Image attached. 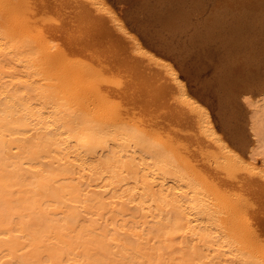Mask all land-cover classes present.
I'll return each instance as SVG.
<instances>
[{
  "label": "bare ground",
  "instance_id": "1",
  "mask_svg": "<svg viewBox=\"0 0 264 264\" xmlns=\"http://www.w3.org/2000/svg\"><path fill=\"white\" fill-rule=\"evenodd\" d=\"M97 1L90 0V8L85 3L88 6L83 9L93 10V21L81 9L84 4L77 3L90 26L88 20L84 26L75 12L70 20L77 16L74 21L80 19L84 28L81 22L62 20L55 7L56 11L50 10L42 0H0V264H264V249L251 235L258 223L242 220L237 200L231 198L235 186L226 190L227 184L223 189L215 178L221 171L211 164L210 169L205 160L197 162L194 155L189 158L190 151L182 144L194 150L195 136L200 134L209 143H221V154L217 153L225 166L219 165L224 169L232 165L231 171L241 173L240 178L256 188L260 182L264 198V169L259 168V160L232 154L216 135L219 130L207 109L182 89L185 85L173 63L162 58L161 63L159 56L141 51L139 37L135 41L125 31L127 26L121 25V13L114 5ZM117 2H131L128 15L143 36L196 85L195 92L213 107L217 123L239 148L250 154L262 146L264 0ZM63 7L66 13L69 8ZM46 9L49 14L42 15L46 22L42 23ZM95 21L100 25L96 31L91 27ZM101 22L106 33L119 34L130 55L142 53L138 66L149 60L153 66H146L154 74L153 84L171 88L164 92L159 85L163 95L169 97L171 92L172 99L180 102L182 114L200 119L201 133L193 124L198 136L191 124L184 125L189 135L196 131L190 135L195 147L189 135L187 142L182 138L179 144L169 122L161 128L155 121L163 115L154 101L161 90L154 95L155 86L149 85L153 91L145 88L152 84V78L147 79L150 75L134 80L136 71L130 75L127 70L125 76L112 69L103 78L105 66L96 56L105 58L118 51L107 42L106 47L115 50L104 47L108 52L101 53L105 51L99 49L102 41L94 37L103 36V31L98 32ZM86 25L98 33L92 38L99 48L92 38L90 42L87 31L91 29ZM145 67L135 69L136 74L143 68L149 72ZM139 79L144 83L147 79L148 84L140 85ZM161 94L160 98L166 97ZM183 120L177 124H184ZM211 143L208 147L213 151Z\"/></svg>",
  "mask_w": 264,
  "mask_h": 264
},
{
  "label": "rangeland",
  "instance_id": "2",
  "mask_svg": "<svg viewBox=\"0 0 264 264\" xmlns=\"http://www.w3.org/2000/svg\"><path fill=\"white\" fill-rule=\"evenodd\" d=\"M43 1L44 0H42V5L43 6H45L47 3L49 4V5H46V6H49V9L51 10L52 8L51 7H53V9L52 10H57V12H59L61 15H62V17H64L62 20H64L65 22H70L71 20H70V18L72 19V15H74L73 13L75 12V14L78 16V18H81L84 14H86L87 13V11L89 12V9L87 10V8L85 7V9H86V11H84L83 9H84V6L86 5L85 3H87L88 5H89V3L88 2H90V0L88 1L87 0V2H85L84 0L82 1V2H84V3H82L81 2V0L80 1H78V2H81V5L82 4H84V5H82V10L84 11V14H83V11H82V14L80 13L81 12V9H79L78 10V5L80 4H78L77 5V3L78 2H72V0H45L44 1V4H43ZM51 1V2H50ZM60 1H62V2H60ZM74 1H76V0H74ZM92 1H94V0H92ZM95 1H97V0H95ZM101 2H103L104 0H100ZM99 0L97 1L98 3L100 2ZM107 1V0H106ZM105 1V2H106ZM54 2V3H53ZM117 0H114V3H113V0H108L107 1V4H111V6H113L114 5V7H115V9H116V11H118V12H120L121 13V16H122V21L120 22L121 23V25H123V26H127L126 27V32L129 34V36L130 37H132V39H133V37L135 38L134 40L135 41H137V38H138V40H139V42L137 41V43H138V45H139V43H141V47H139V49L141 50V51H143V52H145L146 50H149V53H151L152 52V54L151 55H157L156 57L158 58V56H159V59H157L159 62H161V58L164 60H166V62H168L169 61V63H173V66H174V69H175V71H176V69H177V71L176 72H179V73H177V77L179 78V80L180 81H183V82H185V83H183V82H181V84L182 85H185L184 86V88L182 87V89H184V91H185V89H187V96H189V98H192L193 100H196V101H198L201 105H202V107L204 108L205 107V110L206 111H208V113H209V115H210V118H211V120H212V123L214 124V125H216V135L218 134V138H219V140L221 141V138L223 139L221 142L223 143L224 141V143L223 144H225L226 146H227V148L229 149V151L231 152H233V153H236L238 156H240V154H242L243 155V158L244 159H247L248 157L250 158V157H254V158H256L257 159V161H258V164L260 165H258L259 166V168L261 167L262 169H264V141H263V144H262V146H260L261 144V142L260 143H257L256 144V146H260V147H256V149H255V147H254V151L252 152L251 150V152H250V154H249V152H247V150H243V149H241V148H239L240 147V145H238L237 143H235V141L234 140H232V138L229 136V134L227 133V132H225V131H223L222 130V127H221V125L219 126V124L217 123L218 121L216 120L217 119V117H216V111H214L213 110V107L204 99H202L201 97H199V94L197 93V92H195V89H196V85L188 78V77H186L185 75H184V73H183V71L181 70V68L178 66L177 67V65H174V62L173 61H171L170 60V58L167 56V54H165V52L164 51H161V50H158L157 48H155L151 43H150V41L148 40V39H146V37H144L143 36V34L141 33V30H139V28L135 25V21L133 20V18L131 19L130 17H129V9H130V4H131V2L129 3H121V2H117ZM51 3H53L54 4V6L51 4ZM56 3V4H55ZM65 3H67V4H65ZM93 3V2H92ZM91 3V4H92ZM76 4V5H75ZM91 4L88 6V5H86V6H88V8H90V6H91ZM103 5L105 4V5H107L106 3H102ZM52 5V6H51ZM56 5V6H55ZM61 5H62V7H61ZM63 5L64 6H68V8H69V6H71V5H73V6H71L68 10H67V12L65 13V8L63 7ZM80 5V6H81ZM59 6V7H58ZM75 6V8H73ZM94 5H92V8H94V10H96L95 8V6L93 7ZM109 7H111L110 5H108ZM108 6H106V7H108ZM54 7H55V9H54ZM101 7H103V6H101ZM105 7V6H104ZM105 7V8H106ZM108 7V8H109ZM44 8H46V7H44ZM64 9L63 11H61L62 9ZM80 8V7H79ZM122 8H123V10H122ZM59 9H60V11H59ZM71 9H74V10H72L73 12H70L71 11ZM126 9V10H125ZM55 10V11H56ZM46 11V12H45ZM44 11V13L42 12L41 13V17L43 18V19H41V20H44V17L42 16V15H44L45 17L46 16H48V14H47V11H49V10H45ZM62 12H64V13H62ZM104 12V11H103ZM68 13V14H67ZM70 13V14H69ZM90 13V14H89ZM89 13H87V15H89V17L87 16V15H85L87 18V20H88V18L90 19V21H91V19H92V21L93 20H95V18H94V16H93V10H91ZM127 13V14H126ZM46 14V15H45ZM64 14H67V16L65 15L64 16ZM95 14V13H94ZM25 15H27V13L26 12H24V16ZM125 15V16H124ZM77 16H75V17H73V20L71 21V22H73V23H76V24H78V22H79V24H80V22H81V25H79V26H81V27H84L85 26V22L87 21H85L84 20V16L81 18L82 19V21L84 20V26H83V22L79 19V21L78 20H75V21H78V22H75L74 21V19H78L77 18ZM105 16V15H104ZM40 17V18H41ZM93 17V18H92ZM67 18V19H66ZM125 19H127V21L125 20ZM97 20V19H96ZM64 21L63 22H61V23H64ZM89 20L87 21L88 23H87V25H89L90 26V22ZM100 20L98 19L97 20V22L100 24V22H99ZM126 21V22H125ZM129 21V22H128ZM90 22V23H89ZM96 22V21H95ZM97 22L95 23V25L93 26V23H92V25H91V27H93L92 29H95V31H96V26H100L99 24L98 25H96L97 24ZM125 22V23H124ZM131 22V23H130ZM42 23H46L45 22V20L42 22ZM123 23V24H122ZM126 23H127V25H126ZM101 24H102V22H101ZM125 24V25H124ZM87 25H86V29H91V28H87ZM103 26V27H102ZM80 27V28H81ZM85 28V27H84ZM84 28H81V30L83 31H79L80 33H85L84 34V37H85V35H86V32L84 31ZM102 28H104V30H102ZM129 28V29H128ZM132 28V29H131ZM85 29V30H86ZM91 29V32L89 31V33H88V31H87V35H89V36H91L90 38H89V40H90V42H91V38H92V36H94V35H98V33L97 32H92L93 30ZM106 28H105V26L102 24L101 25V28L99 27L98 28V32H102L103 31V33L101 34V32L99 33V34H101V35H103V36H100V35H98L99 36V40H98V36H94L95 38L97 37V41L99 42L100 41V39H101V41L102 42H100V44H102V46L97 42V44H98V46L100 47H98L95 43H94V41L96 42V40H94L93 41V39H95V38H92V42L95 44H93L94 46H96V48L98 47L99 49H104V47H106L107 46V42L108 43H110V46H113L114 48H117V51H118V53H116V51L115 52H113L114 54L116 53V54H118L117 55V57H116V55H114L113 53L111 54L110 53V55H108V53H107V55L105 54V52H108V51H106L105 49L107 48V50H115V49H113L112 47L110 48V49H108L109 48V46L108 47H106L104 50L105 51H101V53L103 52L104 53V55H106L107 57H105V58H103L104 56H102L101 55V53H100V50L98 51V50H96V48H95V51H98L100 54H98V55H101V56H96V60H99V59H101V61L103 62V65L105 66L104 68V70L103 71H101V75L103 76V78H105V77H107V75L108 74H110L113 70L112 69H114V71L117 73H119L120 71L122 72V74H124L125 73V76L127 75L126 73H128L129 71H130V75H132V72H133V75H134V72L136 71L137 72V70H135V69H138V68H133V66L134 67H136V66H138L139 65V56H140V53L139 52H133L136 56H134L133 55V53H131V55H130V51H129V49H128V46H126L125 45V43H123L121 40H119L120 38H119V34H117L116 35V33H112V34H108V33H106V30H105ZM125 29V28H124ZM127 30H130V31H127ZM105 31V32H104ZM131 32V33H130ZM133 32V33H132ZM92 33H93V35H92ZM104 33H105V35H104ZM137 35H135V34ZM132 34H134L135 36H133ZM107 35V36H106ZM116 36L118 37V39H116ZM102 37V38H101ZM104 37V38H103ZM106 37H108L109 39H107ZM114 39H113V38ZM81 38V37H80ZM83 39V38H82ZM145 40V41H144ZM59 41H61V40H59ZM121 41V42H120ZM124 41V40H123ZM127 41V40H126ZM128 42H129V39H128ZM145 42H146V44H145ZM59 43V42H58ZM62 43V42H61ZM60 44V43H59ZM91 44V43H90ZM92 45V44H91ZM90 45V46H91ZM91 46V49L92 48H94V46ZM123 45V46H122ZM125 45V46H124ZM142 46H144V47H146V48H144V47H142ZM102 47V48H101ZM125 47V48H124ZM130 48V47H129ZM141 48H143V49H141ZM102 49V50H103ZM119 49V50H118ZM120 49H122V50H120ZM126 49V50H125ZM111 50H110V52H111ZM93 51H94V49H93ZM97 52V53H98ZM147 53V55L149 54L148 53V51L146 52ZM94 54H95V52H94ZM142 54V53H141ZM114 55V57H116V58H114L113 57V59H112V56ZM121 55V56H120ZM128 55V58L126 57ZM151 55H150V57H151ZM153 55V57L155 58V56ZM102 57V58H101ZM111 57V58H110ZM125 57V58H124ZM153 57H151V58H153ZM94 58V57H93ZM98 58V59H97ZM121 58V59H120ZM136 58V59H135ZM153 58V59H154ZM144 59V58H143ZM116 60V61H115ZM131 61L130 63H129V65H127L128 67L130 66V64L131 63H133V64H131V65H133V66H131V68L129 67H127V66H125L123 63L125 62V61H127V62H129V61ZM138 60V61H137ZM146 60V59H145ZM142 61V63L141 64H143L142 66L143 67H145L146 65H148L149 63L147 62V61H149V60H146V61ZM164 60V61H165ZM101 61H100V63H101ZM124 61V62H123ZM135 61V62H134ZM136 61H137V64H136ZM141 62V61H140ZM145 62V63H144ZM106 63V64H105ZM162 63V62H161ZM118 64H119V66H118ZM145 64V65H144ZM108 65V66H107ZM115 65V66H114ZM151 65V67H150V69L152 68V64L150 63L149 64V66ZM113 66V68H111ZM125 67V68H127V69H124V68H122V67ZM141 65L140 66H138V67H140L138 70H141L142 67ZM149 66H146L145 68L146 69H148L149 70ZM121 67V68H120ZM108 69V70H107ZM109 69H110V71H109ZM119 71H118V70ZM123 69V70H122ZM107 70V71H106ZM127 70H129L128 72H125V71H127ZM134 70V71H133ZM145 69L143 68V70L142 71H139L138 72V75L136 74V72H135V77L133 76V78H134V80L136 79H138L140 76H141V79H142V77H144V78H147L149 75L150 76H153L152 75V73H151V71L149 70V72H147L146 70L144 71ZM106 71V72H105ZM109 72V73H108ZM120 72V73H121ZM141 72V74H143V76L141 75V74H139ZM102 73H105L106 75H104V74H102ZM147 74H148V76H147ZM183 74V75H182ZM136 75H137V78H136ZM147 77H146V76ZM105 76V77H104ZM148 77L147 79L149 80V78H152V82L151 81H149V82H151L152 84H148V82H147V79L146 80H144L145 81V83H147L148 85L145 87V88H148V86L150 85L151 86V88L152 87H154L155 85L153 84L154 82H153V78H154V76L153 77ZM132 79V78H131ZM188 79V80H187ZM140 80V79H139ZM140 81H142V80H140ZM135 82V81H134ZM133 82V83H134ZM143 82V81H142ZM142 82H140V85H144L145 83L143 82V84H141ZM160 83V82H159ZM158 83V84H159ZM191 86H190V85ZM146 85V84H145ZM153 85V86H152ZM160 86H162L161 84H159ZM155 86L156 88H157V90L155 89V87L153 88V89H155V92H154V95H157L156 93H158V92H156V91H158V89H159V91L161 90V87L160 86ZM150 86H149V89L150 90H152L153 91V89H151L150 88ZM193 86V87H192ZM160 87V88H159ZM187 87V88H186ZM140 88H141V86H140ZM143 88V87H142ZM165 90H164V89ZM192 88V89H191ZM168 89V90H167ZM162 90H164V92H166V91H171V88H165V87H163L162 86ZM161 90V92H162V94H161V92H159L161 95H163L164 93H163V91ZM194 91V92H193ZM186 92V91H185ZM190 92H193V94H195L194 96H192V93L190 94ZM153 92H151V94H152ZM160 94H158L157 96V98H155L154 96V98H155V100L154 101H158V104H156V105H158L159 107H160V109L158 108L157 110L159 111V113L158 114H163L162 116H164V114H165V117L166 118H168L167 120L168 121H164V120H166V118L164 119V117L162 118V116H159V117H157V118H155V121L157 122H159L160 123V125L161 124H163L164 126H165V124H166V122L168 123L169 122V128L171 127L172 128V130H171V128H170V130L172 131V134L174 133H176L175 135H174V137H176V139L177 140H179L178 141V143L180 144V143H182L181 141L182 140H185V137H187V135H189V133H190V129L188 128V127H185L184 125H186V126H189L190 127V124H191V128H194L193 130H196V128L197 129H199L198 131H200V133H201V130H200V128H201V121H198L197 122V120H200L198 117H193V119H192V117L191 116H187L188 115V113L187 112H184L183 111V114H184V116H183V114H182V110H180V108H181V104H180V102H176L174 99H172V95H170V94H172L171 92H167V94H169V97H167V95H166V93H165V95H166V97L164 98L163 96H165V95H163L162 97L163 98H160L159 96H160ZM153 95V94H152ZM167 98H169V102L167 101L168 99ZM207 99V98H206ZM201 101V102H200ZM204 102H205V104H204ZM157 103V102H156ZM159 104H161V105H159ZM162 104L163 105H165V107L162 109ZM208 104H209V106H208ZM157 106V107H158ZM171 106V109H172V111H170V109L169 110H167L169 107ZM211 106V107H210ZM206 107H208V108H206ZM175 108H176V110H175ZM165 109V110H164ZM177 109H178V112L179 111H181V112H179L180 113V115L182 114V116L183 117H181L180 118V116H178L179 114H177ZM209 109V110H208ZM212 109V110H211ZM163 110V111H162ZM175 110V112H173ZM166 111H168L167 112V114L169 115V116H171V117H168V115H166ZM169 112H173L172 114H170ZM186 113V114H185ZM177 114V115H176ZM176 115V116H175ZM185 116H187V117H185ZM161 117V118H160ZM185 117V118H184ZM189 117V118H188ZM159 118H160V120H159ZM174 118L176 119V122H175V120H174ZM177 118H179V119H177ZM190 118H191V120H190ZM194 118H196V121H194ZM162 119H164V120H162ZM183 119H186L185 120V123L183 124V123H181V122H183L184 120ZM171 120H173V122L171 121ZM181 120H183V121H181ZM154 122V118L151 120L150 119V121L148 120V124L149 125H151V122ZM178 121H181L179 124H177L178 123ZM187 121V122H186ZM194 121V122H193ZM153 122H152V124H153ZM155 122V123H156ZM170 122H171V124H170ZM191 122V123H190ZM154 123V124H155ZM158 123V124H159ZM176 123V124H175ZM187 123H188V125H187ZM196 124V126H200L199 128L198 127H196L195 125H193V124ZM200 125H199V124ZM182 124V125H181ZM198 124V125H197ZM163 125H161L160 127L162 128V126ZM166 125H168V124H166ZM175 125V126H174ZM163 126V127H164ZM194 126V127H193ZM196 127V128H195ZM168 128V129H169ZM151 129V128H150ZM155 129V128H154ZM167 129V128H166ZM153 130V129H152ZM193 130L191 131V134L190 135H193L194 134V132H196V131H194L193 132ZM198 131L196 132V134L198 133ZM193 132V133H192ZM190 135H189V137H187L188 139H189V141H191L192 143L194 142V143H196L197 142V144L198 145H196L197 146V148H195L196 149V152L193 150V149H191L192 150V153H190L191 152V150H190V148H189V146L187 145V143H186V145L184 146V144H182L183 145V147H186L187 148V150H189L188 152H189V154H187V155H189V158L191 157V156H195L194 158H196V161L198 162L199 161V163L200 162H202V160H205L207 163L208 162H210V163H208V165L210 166V169L212 168V166H213V168L212 169H215V171L217 170V172L218 171H221L220 173H217V175L215 176V178H217V179H220V181L223 183V189H225V187H226V185L228 184V187L226 188V190H228L229 189V187H232L233 185L235 186V188H234V190L232 189L231 191L232 192H230L231 193V198H232V201L234 202L235 200H237L236 202V204H237V206H238V210H239V212L241 213V218H242V220L244 221V223L246 224L247 222L249 223V222H256V223H258V226H257V228L255 229V227L254 228H252V230H251V235H253V234H255V235H253V241L254 242H256V243H259V244H257V245H261L262 246V248L264 249V246H263V244H264V198H263V195L262 194H260V189L262 188V186H259V184H260V182H257L256 184H257V188H256V186L254 187L253 186V184L252 185H250V182L248 183V182H245V181H243L241 178H240V175H241V173H239L240 171V169L238 168L237 169V171H238V173H239V175L237 174V173H235V171L233 170V171H231L232 169H230V168H232V165H230L229 166V168H228V166L226 165V167L227 168H222V166L221 165H219V162H220V160H219V156H218V153L217 152H219V154H221L220 153V150L222 149H219V146L221 145V143H220V145L217 143V145H216V143L214 144V143H211V144H214V146H212V147H215L216 148V151H215V148H212V147H210L211 149H214L213 151H210L209 150V147H208V145L210 144L209 143V141H208V139L206 138V137H204V135L202 136L201 134V136L199 135L198 136V134H197V136L198 137H196L195 136V134H194V136H195V139L196 138H198V139H196V140H198V141H196L195 142V139L194 140H192L193 138H194V136H193V138L192 137H190ZM227 135H228V137H227ZM178 136V137H177ZM179 136H180V138H179ZM202 137V138H201ZM221 137V138H220ZM183 138V139H182ZM192 138V139H191ZM207 139V141H206V143H209L208 145H206V143H205V145L203 146V147H201L202 146V144H204V143H201V142H203V140L204 139ZM228 138V139H227ZM230 138V139H229ZM264 138V137H263ZM182 139V140H181ZM201 139H202V141H201ZM231 140V141H230ZM186 142L188 141L187 139L185 140ZM204 141V142H205ZM184 142V141H183ZM226 142H228V143H226ZM231 142H233V144H235L237 147H235L234 148V145H232L231 144ZM192 143H190V145L191 146H193V145H195L194 143L192 144ZM188 144H189V142H188ZM201 144V146H200V148H198V146ZM228 144H230V147L228 146ZM182 145H180V147H182ZM179 145H177V147H178ZM217 146H218V148H217ZM180 147H178V149H180ZM193 147H195V146H193ZM207 147V148H206ZM232 147V148H231ZM234 148V149H233ZM231 149H233V150H231ZM238 150L239 149V153H238V151H236V150ZM197 151H198V153H197ZM215 151V152H214ZM187 152V153H188ZM231 152V153H232ZM248 154H247V153ZM227 153H229V152H227ZM232 153V154H233ZM252 153V154H251ZM190 154H192V155H190ZM195 154H198V155H195ZM226 155H228V154H226ZM250 155V156H249ZM186 156V155H185ZM197 156V157H196ZM216 156H217V159L215 160V158H216ZM229 156H230V154H229ZM246 156V157H245ZM248 156V157H247ZM186 158H188V157H186ZM188 158V159H189ZM202 159V160H201ZM207 159H210V160H208L207 161ZM218 160V161H217ZM212 161H214V162H212ZM218 162L217 163V166H215L216 164H214V163H216V162ZM262 161V162H261ZM204 162V161H203ZM229 162L231 163V161H228V164H229ZM221 163V162H220ZM225 163V162H224ZM224 163L222 164L223 166H225L224 165ZM227 163V162H226ZM260 163H262V164H260ZM212 166H211V165ZM215 166V167H214ZM260 168V169H261ZM226 169H229L228 171L226 170ZM229 171H231V173L229 172ZM257 174V173H256ZM237 175V176H236ZM238 180H236L234 177ZM258 177H259V175H258ZM233 178H234V180H235V182H234V180H233ZM239 179H240V182H239ZM233 181V182H232ZM236 183V184H235ZM240 185H238V184ZM249 184V186H248V184ZM247 184V186H245ZM255 184V183H254ZM237 185H238V187H237ZM243 185V187H241ZM252 188V189H250V188ZM260 187V188H259ZM241 188V189H240ZM246 188H248V189H246ZM255 188V189H254ZM236 189V190H235ZM237 189H238V191H237ZM244 189V190H243ZM253 190V191H252ZM237 191V192H236ZM242 191V193L243 194H245V197H243L244 195L243 194H240V192ZM238 193V196H237V194H235V193ZM249 194H248V193ZM234 195H233V194ZM257 196H255V195ZM233 196H235V197H233ZM253 197H255V198H253ZM249 198H252V199H249ZM241 199V200H240ZM245 200H247L246 202H245ZM250 200V201H249ZM242 206H241V205ZM251 207V209H247V208H250ZM257 208H259V209H257ZM241 209V210H240ZM261 209H262V211H261ZM256 210H259V211H256ZM244 213H243V212ZM260 212V213H259ZM243 213V214H242ZM252 215V216H251ZM256 215H258V216H256ZM246 216V217H245ZM245 219H244V218ZM247 218V219H246ZM249 218V219H248ZM252 218H253V220H255V221H252ZM260 219V220H259ZM262 225V226H261ZM260 226V227H259ZM259 228V229H258ZM263 228V229H262ZM258 233V234H257ZM261 233V234H260ZM261 236V237H260ZM260 237V238H259ZM258 238V239H257ZM254 239H257V240H254ZM260 241V242H259ZM261 246L259 247V248H261Z\"/></svg>",
  "mask_w": 264,
  "mask_h": 264
}]
</instances>
